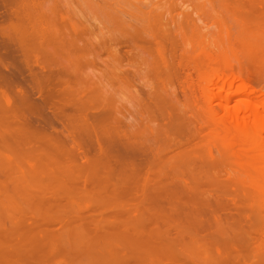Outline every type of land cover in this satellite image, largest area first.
I'll use <instances>...</instances> for the list:
<instances>
[{"label": "bare ground", "instance_id": "6f19581e", "mask_svg": "<svg viewBox=\"0 0 264 264\" xmlns=\"http://www.w3.org/2000/svg\"><path fill=\"white\" fill-rule=\"evenodd\" d=\"M225 1H226L225 5H228L227 4L228 1L227 0H225ZM241 2L242 1L240 0V3ZM251 2H253V1H251ZM242 3H245V2H242ZM256 3L257 2H254L255 7H253L254 4L250 5V7L255 8V9L251 8L252 9L251 11H253V13L252 12L251 13H252V15L255 16L256 19H254V16H253V18H250V17H252V15H248L247 13H246L247 15L244 16V14H243V16H242L241 15L242 13L239 11L241 13L240 16L245 17V19L244 18L242 19V17L239 18V16H237L238 18L235 17V20L241 19L240 23H242L243 21H244L243 22L244 24L246 23V26H245L246 30H244V28H243L241 33L245 32V31H246V33L248 31H252L251 33L249 32L250 36H252V34L254 33V35H255L254 39H256V36H257V39H259V38L261 39L262 34L264 35V26H263L264 25V7H263L264 5L262 6L258 2L262 7V8L261 7L258 8V6H257L258 3L257 4ZM230 4H232L231 1H230ZM235 5H237V4H234V2H233V6H235ZM0 6L2 7V11H3V12H1V9H0V264H48L49 260L53 259L54 257H56V258L60 257L61 260L64 262V264H171L172 261L173 262L179 261L178 256H179V258L181 257L182 259H184L185 256L182 257L183 254H181V256L179 254H177L178 250L182 249L183 241L185 242V239L183 238L184 235H180L182 233L177 234L176 232H177L178 227L177 228L174 227V230L176 229V231L174 232L173 235L171 234V236H169L170 235L169 229H171V228L173 229V227L171 225V226H168V228H167L166 224H168V223H167V221H165L166 219L159 214V210H161V206H160L159 202L154 203L153 201H157V199L161 198V200L163 202V199L168 197V196L165 197L164 194L167 193L166 195H168V188L170 187L169 185H172V187L169 188V192L171 190L173 192V189H174L173 186H175V181L178 183V181H177L178 179L177 178H176V180L174 179L177 175H175V177H174L173 174H176V172L178 173V171H181L183 169V167L184 168L186 167V165H187L186 168H188L189 163H186V165H185V164H183L184 163V161H183V163H181V166L177 167L174 163V159L171 162L168 161L170 163V167H171V165H172V167H173V165H175V168L171 167L170 172H171V174L172 173L173 174L168 175L170 178H166L168 176H165L163 174L165 172H163V171H161L162 172L161 174H163V175L160 174V171H159V174L157 173V176H156V171L153 172V174L155 173V176H152L153 174L149 175L150 172L148 173V172L144 171V169H146L145 167H147V169H146L147 171L149 170L148 168H154V169L156 167L160 168L161 162H159L157 160L159 158H161V156L159 154H161L162 151L159 150V154H158V152H155L159 149L158 147L155 151L153 150V148H150L148 150L149 147L144 146V143H143V142H145V140L142 141L143 144H141V145H143L144 147L141 146V148L146 147L147 152L151 151L152 154L150 153L151 157H149V160H147L148 157L145 158L146 157V155H145L144 158L146 159V161H145V163L143 161L144 165L141 164V160H140L141 157L140 158L137 157V158L133 159L134 161H132V163L130 162V160H131L130 159L129 160L130 164L128 163V161H127L128 164L123 162L121 160V158H123V153L120 151V153L122 154V156L120 155L121 158L119 157V153H118V155L116 154V152L118 150H121L120 145H122V143L119 141L121 144L118 146L119 138L118 139L116 138V140H117L116 142H117V146L120 148H117L116 146H115L116 147L115 148L114 146L111 147L110 141L107 143L106 138H110V136L107 137L108 135H106L105 136L106 138L105 137L103 138V136H102L106 133L109 134V132H111V130H112V127L113 128L117 127V126H115L117 124L116 123L114 124V122L111 120L112 127H111V125H108L111 127V128H109L111 130H109V132H108V128H107V130L105 129L107 127L106 126L107 123L104 122V119L107 122H110L106 118H107V116H109V113L112 114V111H110L109 113L107 112V114H105L104 112L106 110L103 109L104 111L103 112L101 111L102 112L101 115H99L101 112L100 113L98 112L99 114H97V113L95 114V112L93 113V115H95L94 117L98 116L97 119L92 118L93 116L89 117V116H91L89 111L87 113L85 111L83 112V110H85V106L87 107L88 102L85 103L86 101L84 102V100L80 99V97L77 96V93L76 94L74 93V92H76L77 89L79 90V87L73 88V90L76 89L75 91H73L72 87L70 86L71 85L70 81L72 82L73 81L72 79H75L74 77H76L77 76L76 74H78L77 72L73 73V72L77 71V70H75L76 66L74 67L73 64L74 65H76L75 63L80 64L81 60H79V61L77 60L78 62L74 61L75 63L73 61H70L72 63H70V65L67 64L68 66H66V67H68V68L74 67L73 70H75V71L72 70L73 72L70 71L71 68H70V70H68V68L66 69V67H65L66 61H60L61 57L65 56L64 55L65 51H66L67 55H70L72 53V55H70V56L75 57L73 55H76V57H78L77 55H80V53L82 52V51H80V50H82V48L78 47L81 45L77 44L78 45L77 46L75 43V45L77 47L75 46V48L72 49L71 46L73 45V43L76 40L75 41L73 40L74 42H70L72 44V45L70 44L71 45L70 48L73 51H70V54H69V50H68L69 44L65 45L63 42L58 43L62 39L61 38L62 36H63V40H64V35L66 34V32L64 34V31L61 30V27H65V25H63L62 22L60 23V25L62 24L63 26L59 27L58 25H56V26H58L56 28H59L61 30V32L63 31V34H64L63 35L60 31L59 32L57 31L58 29L56 30V28L54 27L55 23L58 21H56V20L54 21L52 18H50L49 14L47 12L48 11L47 6H46L47 9L44 8L40 0H0ZM246 6L244 8H247ZM230 7H231V5H230ZM230 7H227V8L229 9ZM241 8L242 7H240V9ZM231 9H233V8H231ZM238 9H235V10H238ZM49 11H50V9H49ZM229 12H230V9H229ZM234 12H236V11H234ZM230 13L233 14L232 10ZM55 14H57V12ZM233 16H236V14H233L231 17H233ZM247 16H249V17H247ZM55 17L57 18L56 15H55ZM229 17L230 16H228V18ZM247 18L251 21H249ZM253 19L255 21L254 23L252 22ZM148 20L146 22L149 23L150 20L149 21ZM75 21L77 22V20H75ZM231 22L234 24L235 21H231ZM247 22L250 23L251 25H249ZM57 24H59V23H57ZM237 24L239 25L238 22H237ZM247 25H248V27H247ZM252 26L254 27V29ZM146 27L149 28L150 26H146ZM146 27H144L143 29L147 30L148 28H146ZM50 28L52 29V31ZM53 28H55V29H53ZM142 28H140V30H143ZM47 29L49 32L47 31ZM121 29H122V27H121ZM148 30L152 34L151 29H148ZM253 30H254V32H253ZM261 30H263V31H261ZM125 31H127V30H125ZM256 31H258L257 32L258 35H256ZM144 32H146V31H144ZM155 32H156V30H155ZM259 32L260 33L262 32V34H260ZM58 33H59V35L61 34L60 38H59ZM70 33L71 32L69 29V32L67 33L68 37L70 35H73L72 33L71 34ZM148 33H146V34H148ZM150 33L147 36H150ZM163 33H165V32H163ZM80 34L81 33L79 31V34H75L73 36H76V38H77V36ZM85 35H86V33H85ZM229 35H230V33H229ZM236 35H238L237 37H239L240 34H236ZM243 35H244V40H245L246 36H245V34H243ZM243 35H240V36H243ZM247 37H249V36H247ZM69 38H71V37H69ZM65 39H66V35H65ZM73 39H74V37H73ZM137 39H138V37H137ZM246 39H249V38H246ZM262 39H264L263 36H262ZM55 40H59V41L54 42ZM70 40H72V39H70ZM78 40H80V39H78ZM160 40H162V39L160 38ZM67 41L68 40H65L66 43H67ZM86 42H85V44H86ZM236 42H235V44L239 43V42H237V43ZM68 43H69V41H68ZM242 43H244V41H242ZM246 43H248V41ZM254 43H256V41ZM257 43L256 44L260 45V46L262 44H264V42L262 40H261V42L259 41ZM60 44H64V45H60ZM85 44H84V46H86ZM161 44L164 45L163 42H161ZM49 45H50V47H49ZM169 45L171 46V44H169ZM165 46H164V48H165ZM231 46H233L232 43H231ZM236 46H240V44L239 45L237 44ZM240 47H238V48H240ZM171 48H173V47L171 46ZM260 48L262 49V46ZM87 49L90 50L89 51V54H90L92 49H89V48H87ZM233 49H235L237 51V49L235 47ZM233 49H231V52ZM77 50L79 51V54H76ZM153 50H154V47H153ZM62 51H64V52H62ZM251 51H254V50L252 49ZM74 52H76V53L74 54ZM86 52H87V50H86ZM167 52H168V49H167ZM170 52L171 51H169L168 54ZM173 52H175V51L171 52L172 55H173ZM60 53H61L60 58H57V57H59ZM234 53H231V55L236 54V53L235 54ZM252 53H255L256 56H254L255 54L250 53L251 55H249V56L251 57V59L253 56L257 57L258 55H260V53L258 51H255ZM257 53H258V55H257ZM82 54H84V56H85V52H82L81 55ZM240 54H239V56H241ZM56 55H58V56L55 57ZM149 55H150V53H149ZM164 55H166V54H164ZM6 56H9L10 58H12V60H16L17 62L19 61L20 63L22 60H24V62L23 61L22 62H23V64H25V67H24V65L23 66L18 65V66H15L13 68H10V65L8 66V63H6V64L4 62L1 63V61H2L1 58L2 57L5 58ZM168 56H171V55H168ZM181 56H183V55H181ZM246 56H247V54H246ZM260 56H259V59L260 58L262 59V57L264 58V55H262V57H260ZM237 57H236V59H237ZM53 58L57 59L56 63L54 62ZM62 58L64 59V57H62ZM65 58H66V56H65ZM222 58H224V56ZM222 58H219V59L221 60ZM232 58H233V56H232ZM178 59H177V61H180ZM238 59H241V57ZM220 60H218V61H220ZM245 60H246V58H245ZM245 60H244V64H245ZM11 61H10V63H11ZM57 61H60L62 63L57 64ZM225 61L226 60H224V59L222 60L223 63ZM228 61H226L227 63L226 62L225 63L228 64ZM231 61H232V63L236 62V60H234V62H233V60H231ZM231 61H229V62H231ZM252 61H254V58ZM63 62L65 64L64 66H63ZM158 62H160L159 59H158ZM166 62H167V59H166ZM257 62H259V61L257 60ZM169 63L167 62L168 65H169ZM223 63L220 62L219 66H221V64H222L220 69L223 67V70H224L227 68L226 67L227 65L226 66H225V64L223 65ZM157 64L158 63H156V65ZM175 64H177V63H175ZM241 64H243V63H241ZM263 65L264 64H262V66ZM216 66H218V65H216ZM230 66H231V64H230ZM262 66H260V68ZM200 67H202V66H200ZM209 67H211V66L209 65ZM243 67L244 68H241V70L243 69V71H244L246 66H243ZM161 68H159V69L161 70ZM23 69H26V71H27V73H26L28 75L27 78H25L22 75ZM155 69L153 70V72H156ZM159 69H158V72L160 71ZM212 69L213 68H211V70ZM220 69L218 71H220ZM226 70H225V72H226ZM231 70H233V69H231ZM68 71H70L72 73H69ZM218 71H216V72L218 73ZM245 71H247V70H245ZM24 72H25V70H24ZM220 72H222V70ZM248 72H249V69H248L245 77H244L245 72L244 73L242 71L238 72L237 70L235 72L233 71L231 73L230 72L225 73L224 75L222 73H221L222 75L216 73V75L214 74L215 76L213 78H210L208 80V83L206 82L207 83L206 86L208 87V84L210 85L209 87H211L212 89H210L208 87L209 90H213V88H216L215 89L216 92H214L212 94V97L215 96V98H213V99H217V97H218V106L220 109L224 110V112L226 113V115H224V116H226L225 118H222V116H221L220 119H217L216 122H214L217 125V126L214 125L215 129H217V133L219 132V134L222 135L220 137V139L222 138V140L219 139V142H221L223 144L224 142H226L227 139L229 140L232 137L233 141L232 142L230 141L227 143H233V146L235 145V147L238 149V151H240L239 150L240 148L245 153L247 150H249V155L244 154V156L251 157L252 161L251 160L250 161L254 163L255 167H257L260 165H264V95H263V93L261 94V92L258 93L259 92L258 89L254 90V87L255 86L257 87L258 85H257V83H255L253 81V79L250 80L251 77L249 76L250 77L249 78L247 76V74H250ZM254 72H256V70ZM162 73H164V72H162ZM223 73H224V71H223ZM70 74H72V75L75 74L76 76L73 75V77L70 80L69 79L71 77V76L69 77ZM156 74H157V72H156ZM167 74H168V72H167ZM167 74H166V76H167ZM20 75H21V77H19ZM157 75H159V74H157ZM244 78L246 79V81ZM253 82L255 83V86H253V84H251ZM73 84H75V80H74ZM258 84H260V83L258 82ZM259 87H261V86H259ZM204 88H206V87L203 85V88H201L200 90H202ZM90 89L91 88L88 89L89 92H91ZM206 89H205V91H206ZM259 89H260V91L262 90V88H259ZM84 91H82V92H84ZM202 91H204V90H202ZM254 91H256V92H254ZM262 92H263V90H262ZM74 94L77 97H75ZM78 95H79V93H78ZM82 97H85V96H82ZM76 100H77V102H78V100L80 103L82 102V108L84 106L83 110L82 109L79 110L81 108V106H80L81 104L76 103ZM90 100H91V98H90ZM93 100H94V102L96 101L94 98H93ZM92 101H89L90 104L92 103ZM209 101H210V99H209ZM83 102L86 105H84ZM96 102L98 103V101H96ZM77 105H79V108L77 107ZM155 105H157V104H155ZM97 106H99V105L97 104ZM103 106H102V108H103ZM110 107H111V105H110ZM157 107H158V105H157ZM77 108H78L80 113L78 112ZM98 108H99V111L102 110V108H100V107H98ZM163 109H164V107H163ZM88 110H89V108H88ZM95 110H98V109H95ZM81 111H82V114H81ZM77 113H79V114H77ZM88 113H89V115H88ZM157 113L159 115V113H161V112L159 111ZM75 115H77V116L79 115L78 116L79 119L77 118L76 119L77 121L75 122L76 123L75 126L80 127V128L77 127L76 128L77 130L74 129L75 126H73ZM81 115H82V117L85 115H88L87 117L85 116L86 118L85 117L84 118L88 119V117H89L90 124H91L90 129H89L90 124H88L89 126L87 125V123H89L88 122L89 119L85 121V119L84 120L82 119ZM216 116L217 115H214V118ZM100 117L104 118V119H101V123H103V124H101V123L99 124L100 120H98V119H100ZM174 118H173L174 123L172 122L173 125H175V122H176L175 120H177ZM52 119L60 122V125H62L61 126L62 129L57 130L53 125L54 123H53ZM109 119H111V115H110ZM112 119H113V116H112ZM178 119L181 120L180 117ZM204 119L205 118H202L201 120L204 121ZM78 120H79V123H77ZM80 120H81V122L83 121L82 126H80ZM171 120L172 119H170L169 121H171ZM182 120H184V118ZM201 120H200V123H202ZM93 121H94V123L99 124V126H96L94 123H92ZM213 121H215V120H213ZM85 122H87V123L85 124ZM115 122H116V118H115ZM161 122H162V120H161ZM177 122H178V124L181 123V122H179V120ZM184 122H185V125H186V123L189 125L192 124V123H189L190 121H188V122L184 121ZM196 122L199 123V120H197ZM211 122H210V124H211ZM204 123H206V119H205ZM204 123H203V125H204ZM92 124H94V127L92 126ZM83 125L85 126L84 127L85 129H86V126H88V128L86 129V131H88V129H89L88 135L86 134L87 137H85V134H82V133H87L86 131L83 130L84 129V128H82ZM100 125H105L104 126L105 128H103V127H102V129L99 128ZM183 125H184V123H183ZM185 125H184V127H185ZM196 125H197V123H196ZM162 127H163V125L160 126L161 131H162ZM203 127H205V126H203ZM81 128L84 132L81 131ZM115 128L112 130V132L110 134L113 133ZM118 128H119V125H118ZM172 128H173V126H172ZM205 128H207V126ZM78 129H80L79 130L80 135L78 134ZM96 129H98V130H96ZM100 129L102 130L103 133H101ZM190 129L191 128H189V130ZM197 129H198V127H197ZM91 130H93V131H91ZM183 130H184V128H183ZM75 131L77 132V134L75 133ZM97 131H98V133H100L102 135L97 134ZM164 131H165L164 133L167 132L166 130H164ZM92 132H94V135H92ZM121 132L124 133L125 131L121 130ZM121 132L119 133L118 136L121 135ZM195 132L197 133L196 130H195ZM208 132H209V130H208ZM126 133H127L126 135L128 136L127 138L131 139L132 136L129 137V133L131 134V132H129V131L127 132V130H126ZM156 133L157 132H155V134ZM162 133H161V135H162ZM90 134L95 138L94 139L95 141L91 140L92 138H91ZM132 134H133V132H132ZM136 134H138V132H136ZM155 134H154V137L156 138L157 134L156 135ZM169 134H170V132H169ZM186 134H189V136L188 135L187 136L190 137L189 132L188 133L186 132ZM81 135L82 136L84 135L86 140ZM126 135H125V137H126ZM80 136H81V138L79 141L78 139ZM118 136L116 134V137H118ZM159 136H160V134L158 135V137ZM227 136H228V138H227ZM229 136H230V138H229ZM88 137L91 141H89L87 139ZM133 137H132V140H134L135 138L136 139L134 142L133 141L132 142L136 143V144L138 143L137 141H139V143H140V137H141V140L144 139L141 136V134L139 136H137V137H139V139H137L136 136H135V138H133ZM167 137L168 136L166 135L165 139ZM209 137L211 138V134ZM209 137H208V139H209ZM157 138H156V140H157ZM192 138H194V137H192ZM215 138L217 140V134H216ZM223 138H226V139L224 140ZM103 139H105L104 141H106L105 146L103 145V143H104ZM186 139L189 141L190 138L186 137ZM84 140H85V142H84ZM160 140H161V138H160ZM223 140H224V142H223ZM88 141H89V143H88ZM121 141H122V139H121ZM128 141H129V139H128ZM177 141H178V139H177ZM206 141H207V138H206ZM111 142L113 143L112 139H111ZM132 142L130 141L131 144H133ZM167 142L169 143L170 141H166V143H163V141H162V146L164 147V148L163 147L162 148H163V150L166 149L165 151L168 152V150H167L168 149V146H167L168 143ZM210 142H211V140H210ZM216 142L218 144V140ZM86 143L88 145L91 144L92 147L91 146L88 147L86 145ZM93 143H95L96 146ZM126 143L123 144L125 146L122 147V151L125 153L126 150H124V149H127L129 147L130 148V151H129L130 155L129 156H131V157L135 156V155L138 156L137 154H139V152L146 154V149H143L144 152L141 148H140L141 151L140 150L137 151L136 150L137 149L136 144L132 145L135 147L134 153L136 151V154L135 155H133L134 153L131 154V151H133L132 149H134V148L129 143H128V145ZM160 143H161V141L158 142V144H160ZM165 144H166V148L164 146ZM180 144H182V143L178 142L179 146H180ZM195 144L193 143V145H195ZM210 144L207 143V146H203L201 144L204 147V149H203L204 152H201L203 157L200 156L201 155L200 151L202 149H200L199 146H197V149L199 148L198 151L200 154H198L197 150L195 149L196 153L195 152L194 153L196 154V157H195V154H193V152H192L191 157H193V159L195 157V159L198 160L199 162L201 161V158H203L204 161L202 160V162L206 163L209 160V157L206 156V154L209 155L210 152L212 151V149L214 147L216 148V146H217L216 144H214V141H213V144H211V147L208 146ZM82 145H84V147ZM85 145L87 148L85 147ZM174 145H173V147H174ZM178 145H175V148L171 147L172 145L169 146V151L171 152V150L176 149V151H179V153L177 152L176 154H179V156L181 154H183V158H184L186 156V155H184V154H186V152L181 153V151H183V149H185L186 147H187V149H185V151L189 150L190 147L188 148V146L192 145L191 140L187 144L185 143L186 147H184V148L181 146L179 149ZM218 145H220L219 147L223 148V150H222L223 155L220 153L218 155L219 157L221 155V157L223 159V160L222 159L220 160V158H219L220 162L225 161L227 163V165L229 163L231 165V161L232 162L238 161V160H229L228 161L227 158L231 159V158L235 157V156L232 157V154H234L233 153L234 151H232V153H230L231 150L230 151L228 150L231 147L229 144H227L228 146H230V147H228V149H227V147H222L223 145L221 146V144H218ZM139 146H140V144H138V148H139ZM155 146H156V144H155ZM158 146H161V144ZM177 146H178V149H177ZM238 146H239V148H238ZM234 148L232 150H234ZM236 148H235V150H236L235 152L238 154ZM128 149H127V151H128ZM193 149L194 148H190L191 151H193ZM205 149H206V151H205ZM227 150L229 152L226 155ZM225 151H226V153H225ZM114 152H115V154H114ZM167 152H164V153L166 154ZM205 152H206V154H205ZM188 153H189V151L187 152V154ZM236 153H235V155L237 156ZM241 153H243V152L241 151ZM247 153H248V151H247ZM148 154H147V156H150ZM169 154H171V153H168V155ZM125 155L126 154H124V156ZM152 155L155 157L159 155L156 159H155V157L153 158V159H155L154 161L151 160L152 161L151 165L153 164L155 166L150 165V159L152 158ZM168 155L165 156V159H167L169 157ZM204 155L206 158L204 157ZM228 155H231V157L230 156L228 157ZM244 156H242V157H244ZM180 157H182V155ZM212 157H213V155H212ZM215 157L216 156L213 157L214 160H215ZM189 158H190V155H189ZM235 158H237V157H235ZM161 159H162L161 161L163 162V158H161ZM190 159L188 161H190ZM213 159H212V162H211V160H209L210 163H209V161L207 162L208 165H207V163L203 164L201 162H200V164L202 166L206 165V167L204 166V169H209V167H211V169H212L213 165H214ZM178 160L181 162L180 158H178ZM148 161H149V163H148ZM175 161L177 163V159ZM194 161L195 160L191 161L190 164L191 163L195 164ZM216 161H218L217 158L215 160V163H216ZM158 162H159L160 166H159ZM166 162L167 161H164V164ZM220 162H218V163L221 164ZM164 164H163V167L161 166V168L165 167L166 164L165 165ZM182 164H183V166H182ZM209 164H210V166H209ZM147 165H149V167ZM221 165H223V163ZM221 165L220 166L216 165V166H217V168H220V167L222 168ZM252 165H251V169H255V167L253 168ZM202 166H201V168H202ZM224 166H225L224 169H220V170L218 169V171L220 173V175L217 176L218 181H219V177H221L223 175V174H221L222 170L226 169V171L227 170L229 171L228 173H230V171L232 170V167H230L229 165H228V168H226L227 167L226 164H224L223 167ZM232 166H233V163H232ZM167 167L169 170L168 164L166 166V169H167ZM142 168H143V171L147 173V175L143 173V175H146V176L144 178L142 176V179L140 180L139 174H141ZM161 168H160V170H161ZM172 169H174V171H172ZM157 170H158V168H157ZM163 170L165 171V169H163ZM203 170H201V171L203 172ZM201 171H200V174H201ZM209 171L211 172V170H209ZM170 172H169V174H170ZM166 173H167V171H166ZM204 173H202L201 175L196 174L197 177L199 176L200 179H201L202 175L203 176L206 175L205 176L206 178L204 177L203 179H201V181L204 180V181H202V183L204 182L205 184L203 183V185H202L199 183V185H198L199 188H201V187L204 188V186H206V188L208 190L207 184L210 183V181L208 183L205 182V181H208V179H210V180L213 179L212 182L210 184H208L209 189L212 187L214 188V186H213L214 184H215V186H217L214 188L215 191L216 190L218 191V189H220L221 186H219V183H221V185L223 186V184H222L223 179H222V181L220 180L218 183L216 181L217 178L211 177L213 175L210 176V173L208 174V172H206L204 175ZM213 173L215 174L216 172H213ZM223 173L225 174L226 172L223 171ZM239 173L241 175V172H239ZM255 173H256V171L253 173L251 172L250 174L248 172L247 173L244 172L245 175H243V179H242V176H240L241 177L240 178L237 174H234L235 178L234 177L232 178L233 175L231 174L230 175L231 181H232V179H233V181H234V179H236L235 180L236 182L232 181V183L229 182V180L227 179V178L230 179L229 175L227 177V174H225L226 175L225 180H227L226 182L224 181L225 186L227 188V190L225 189L226 193H227L228 189L230 190V188L227 187V184L229 187H235V185L238 184L234 189L232 188L233 190H231V191L236 192V190H237V193H238V191H239L238 189H240V191L242 193L244 192L243 196H250V197H251V195L255 196V194H254L255 192H253L252 190L250 192V195L247 194L248 190H246V189H248V186L252 187L251 184H253V189L255 187H256V189H258V187H259L261 189V191L264 192V188H263L264 187V183H263L264 177H262V179L260 180L259 177L257 176V173L256 174ZM207 174H208V176H207ZM158 175H160L161 177L165 176V178H163L164 182L166 181L168 183V186L167 185L165 186L164 191H163L162 186L167 184V183H162V180H161L162 185H160L161 186V188H160V186H158V185L160 183L159 179L161 177H159V179H158ZM246 175H247V178H246ZM172 176L174 178H173V180L170 181V179H172ZM134 177L136 180H134ZM256 177H257V179H256ZM223 178H224V176H223ZM183 180H185L187 183L189 182L186 179L180 178L179 184L181 183L184 186H180L181 184L179 185L176 183L177 184L176 187H177V189L180 188V192H178L179 190L177 191V189L174 190V192H177V195H176V193L173 192V193H171V195H169V198L172 196V194L174 195V198H177V197H179V193H180V195L184 196V194H182V193L185 192L186 197L185 196L184 197L186 199H188V201H186L187 202L186 205L185 204L183 205L184 208L182 207V209L185 210V206H187L186 209H188V207H190L189 200H192L191 199L192 197L197 198L194 196H192L190 198V196L187 195L188 191L192 192L193 188H195V186L197 187V185L193 186L197 182V179H196V182L194 181L195 180L194 179L192 183L189 182V185L188 184L186 185L187 188L189 186L188 191L186 189V186H185V183ZM214 180L217 184L215 182L213 183ZM257 180L258 181L260 180L259 181L260 184H258ZM157 181H159V182H157ZM173 181H174V184H173ZM247 181H248V184H246V186L247 185L248 186L246 187V189H244V186H245L244 183H246ZM198 182H199V180H198ZM240 182H241V184H240ZM190 184L192 185V187L190 186ZM139 186L141 189L139 188ZM238 186H240L241 188ZM261 186H262V188H261ZM181 187L183 189H186V190H183V192H181L182 191ZM149 188L151 190V192L149 190L150 194L153 195L152 197L147 195ZM223 188H224V186H223ZM223 188H222V190H223ZM152 189H154V192L152 191ZM155 189H156V192H155ZM240 191H239V193H241ZM160 192L162 195L159 194ZM208 192H209V190H208ZM212 192H213V189H212ZM157 193L160 195V197L157 195ZM245 193H246V195H245ZM154 194L157 195L156 198H155ZM194 194H195V192H194ZM209 194H211V192L208 193V196H210ZM215 194L217 195V198H216V196L215 197L213 196V198H216V200H217L219 197V200H220V195H218L216 192H215ZM227 194L229 195V192ZM175 195L177 197H175ZM162 196L164 198H162ZM230 196L231 195H229V197ZM243 196H241V197L238 196V197L242 198V200L244 198L245 202L240 201V198H239V201L235 199L237 202H239V206H240V202L246 203V199H248V197H246V199H245V197H243ZM221 197L224 198L223 195ZM250 197H249V202L253 201V203H254L256 201V198H254L255 200H253V198H251L252 201H250ZM180 198H182V197L180 196ZM180 198H178V199H180ZM200 198L202 199V197H200ZM209 198L211 199L212 195ZM233 198H232V196L230 198V202H232V203H229V200L227 201V199H226L225 201L228 202V204L227 203L226 204L228 206H229V204L230 205L233 204L234 205L233 207H238V205H237L238 203L237 202L235 203V200ZM149 199H151V200H149ZM171 199H172V197H171ZM167 200L169 201L168 198H167ZM202 200H204V198ZM216 200H215V202L211 201V204H213L212 202L216 203ZM208 201H210V200L208 199L207 202ZM225 201H224V203H225ZM162 202H161V205H162ZM197 202H198V204L196 203V205H199L198 199H197ZM247 202H248V200H247ZM203 203L205 204L204 201H203ZM253 203L251 204L252 212L250 211V206L248 204H247V206H248L249 212H248L247 208H245L246 206H244V205H242V207L244 208V210L246 209L247 211L245 210V212H244L243 210H241V211H243L241 213L240 210H238L240 213L241 219L242 218L244 219V217H242V215H241L243 213H245V214L250 213V217H251V213L253 215V213H254L253 211H256L255 209H257L255 207V205H253ZM154 204H156L157 207L154 206ZM163 204H165V203H163ZM200 206L202 207L201 204H200ZM209 206H210V202H209ZM216 206H219V205H216ZM228 206H226L224 209V210H226L227 213H225V212L224 213L222 212V213L225 214L226 216L227 215L229 216V214L231 216V210H229L228 208H230V209H232V208L230 206L229 207ZM261 206L264 208V204H262V202L260 201L258 203V207L261 208ZM155 207H156V209H155ZM211 207H212V205H211ZM213 207H215V206L213 205ZM223 207L221 205V209H223ZM195 208L197 209V207H195ZM153 209H154V212H152ZM182 209H181V211H183ZM190 209H188V213H187V210H185L186 211L185 213H186V215H188V218L190 217L189 215H191V216L195 215V213L193 214V212H192V214L190 213L191 212V211H189ZM203 209H204V207H203ZM155 210H156V212H155ZM181 211L179 213H181ZM220 211L217 210L218 213H220ZM257 211L260 212L261 210L259 211V208H258ZM183 212H182V215H183ZM210 212H209V214H210ZM215 212H213L214 218L216 216ZM205 213H206L205 215L207 216L208 213L206 211H205ZM202 214H203V212H201V214H199V215H201V218L203 219V217H205V216H202ZM234 214L235 213L233 212L232 215H234ZM236 214L233 217H230V219L228 218L229 220L227 219V217L226 218L224 217V219H226L227 221H230V220L233 221L232 225L230 224L228 226V224H227V227L225 225H221V223H219L221 226L220 225L218 226V224H216V223L213 226L209 225L210 228L212 227V230L214 229L211 232L209 231V233L212 234L214 232L212 234L213 237L215 235L218 237L221 236V237H219L222 239L221 242L219 241L220 240L219 238L218 239H216V237L213 238L209 233H207L208 228L204 227V226H206L205 221L203 223V220H200V221L198 220L199 222H198V224H196V226H197L196 231L198 232L196 234H199L200 237H201V235H203L205 237L206 234H204V230H205L204 228H207V232L206 231L205 232L207 234H209L214 240H216V241H213V244H211L209 242L210 241L209 238L204 239V237L203 238L201 237L202 240L199 237L196 238L197 240L200 239L199 243H202V244L205 243V240H207L209 242V243L206 242L205 244L206 245L209 244L210 247L208 245L207 248L205 247V249L204 248L203 249L206 250V252L207 251L210 252V249H208V248H211V250H212L211 252L214 255V264H218V262H219V264H221L222 260H224L225 262H228V260H230V261L233 260V261H235V263H238L237 260H234L231 257V256H233L234 250L232 248H231L232 252H229V251H231L230 249H229V251L227 250V247L229 246L228 242H230V243L232 242V245H233V241L235 240V238H233L234 235H232V240L230 238L231 236L229 237L230 238L229 240H228V236H225L226 239H224L223 236L225 234L228 235L229 232L231 235L232 232L229 231L230 227H231V230H233L234 228L236 229V225L238 223L237 226L241 229L240 226L245 225L246 222L249 220H250V222L249 223L247 222V223L250 224L251 229L254 226L253 227L254 229H252V230L255 231L254 234H256V235L258 234V235L254 236L253 234H250V233H252V230L251 231L246 230L247 232L244 230L243 233L241 230V234L247 233V235H248V232H249V234L251 236L249 238H247L246 236L244 237V236H241L239 234L238 235V237L240 236L239 239L240 238H242V239L241 240L237 239L236 240L237 248H236V246H233V248L234 249L236 248V250L238 252V250L240 248H242L241 245L242 244L244 245V240H245L244 238H247L248 239L247 241L250 242L251 237H255L253 240L255 243L254 247L256 245H258L257 246L258 253H257V249H255L254 247H253L252 253L255 251L256 254L260 257L261 255H260L259 248H261L262 246H263L262 252H264V239H263L264 230L260 228V224L264 225V220H262V218H261L260 224H258L259 219H258V222L255 220V222L253 221L254 224L251 225L252 221L248 215L247 217H249V218L245 219L246 222L243 224L242 222H240L242 220L238 219V218H240L239 214H237L238 218H237ZM256 214H257V212L255 213V215ZM210 217L211 216H209V218ZM218 217L219 216L217 215L216 216L217 219H215V220H218ZM162 218H163V220H162ZM188 218L186 217V219H188ZM196 218H197V216H196ZM199 218H200V216H199ZM206 218H208V217H206ZM234 218H236V219H234ZM221 219H222V217L219 218V221ZM161 220H162V223H161ZM234 220H236V225H235ZM164 221H165V223H164ZM239 222H240V226H239ZM256 222H257V224H256ZM227 223H229V222H227ZM233 223H234V228H233ZM163 224H165V226ZM202 224H204V226ZM206 224H208V223H206ZM248 224H246V226H247L246 228H248ZM200 225H202V227L200 228L201 230L199 229ZM162 226H163V228L161 229ZM255 226H256V228H255ZM258 226L260 229V233H256V231L259 230V229H257ZM225 227L227 229L229 227V230H228L229 232L227 231V229ZM210 228H209V230H210ZM217 229H218V233H216ZM222 229H226V230L223 231ZM163 230H166L165 234H164V232H162ZM219 230H221V231H219ZM234 231L235 230H233L234 234H238V233H235ZM238 231H239V229H238ZM261 231H263V236H262V240H261V243L263 241L262 244H260V239H261L260 234L262 233ZM224 232H226V233L223 235ZM219 233H221V235H219ZM188 234H190V233H187L186 235H188ZM171 237H173V238H171ZM256 238H258V239L256 240ZM223 239L225 241L228 240V242L226 241V243H228L227 245H225V241H223ZM201 241H204V242H201ZM247 241H245V244H247V243L249 244V242H247ZM240 242H241V244H240ZM223 244L225 245L224 246V249L226 248L225 250H223ZM259 244L261 245L260 247H259ZM211 245H212V247H211ZM232 245L229 246V248L232 247ZM213 246H214V248L218 254L213 252V250H214ZM238 246H240V248ZM252 246H253V244H252ZM252 246L250 245V247H252ZM245 248H247V247H244V249ZM226 250L228 251V256L231 259L227 256L226 252H225V254L223 253L224 255H222V257L224 256L225 259H221L222 252H224ZM262 252H261V254H262ZM238 253H240L241 257L243 256V254L240 251ZM247 253H248V256H247ZM247 253H244L243 257L247 256L249 258V253L251 254V252L248 251ZM253 254H255V253H253ZM253 254H252V256L254 257ZM256 254H255V256H256ZM218 257L221 260L218 261V259H219ZM186 258H187V256H186ZM260 259H261V262L264 264L263 258H260ZM260 259H259V262H260ZM184 260H186V259H184ZM188 260L189 259H187V263H190L191 260H189V262H188ZM168 261H170V263H168ZM173 262H172V264H174ZM225 262L223 263V261H222L223 264H225ZM231 262H229V263L231 264ZM246 262H247V259H246ZM248 262L252 263L251 258H250V261H248ZM179 263L180 262H176V264H179ZM229 263H227V264H229ZM250 263H248V264H250ZM184 264H186V263H184ZM191 264H193V263L191 262ZM232 264H234V263H232Z\"/></svg>", "mask_w": 264, "mask_h": 264}, {"label": "rangeland", "instance_id": "374dc122", "mask_svg": "<svg viewBox=\"0 0 264 264\" xmlns=\"http://www.w3.org/2000/svg\"><path fill=\"white\" fill-rule=\"evenodd\" d=\"M40 1H41V3H42V5H43L44 8H46V6H47V8H48V11L47 12H48L50 18H52L54 21L55 20L58 21L56 23L53 21L55 23V26H54L55 28L58 27V26L60 27V26L65 25V27H61V30L64 31V34L66 32V34H65L66 35V39H65V35L63 34V31L61 32V30L59 28H56V30L58 29L57 30L58 32L60 31L64 35V40H63V36H62L61 37L62 39L60 41L59 40H55L54 42L59 41L58 43H62L63 42L65 45L66 44H69L68 46L70 48V46L72 45L70 42H74L76 40L73 43V45L71 46V48L74 49L75 46L78 44V45H81V46H78V45L77 46L79 48H82V50H80L79 48L78 49L80 51H82V52H85V56H84V54L81 55V53H82L81 52L80 55H77L78 57H76V55H73L75 57H72V56H70V55H72V53L70 54V51H73V50L71 48H70L71 50L68 48L70 55H67L66 54V51H65L64 55L66 56V58H65V56H62V57H64L65 60L61 57L60 61H66V63H65L66 65L63 62V66L65 65V67H66V66H68L67 64L70 65V63H72L70 61H73L74 62V61H77V60L78 61L81 60L80 61V64L79 63L77 64L75 62L74 63L76 65L73 64L74 67L76 66L75 70H77V71L73 70L74 67H69V68L66 67V69L68 68V70H70V68H71L70 71H72V70L75 71V72L72 71L73 73H76V72L78 73V74H76L77 76L75 74H73L76 77H74L75 79H72L73 80L72 82L70 80L73 77V75L72 74L69 75V77L71 76L69 78L70 79L69 81H70V84H71L70 86L72 87V90H73V88L79 87V90L78 89L77 90L74 89L73 91L76 90V92H74V93L75 94L77 93V96H79L80 99L84 100V102L86 101L85 103L88 102V105H87V107L85 106V110H83L84 109V106L82 108V102L80 103L79 100H78V102L76 100V103L81 104L80 105L81 108L79 110L82 109L83 112L85 111L86 113L89 111V113L91 115L89 117H92L93 116L92 118H95V119H97L98 116L94 117L95 116V115H93L94 112H95V114L96 113L99 114L101 111L103 112L104 110H106L104 113L107 114V112L109 113L110 111H112V114L109 113V116L106 115L107 118L105 117L110 122H107L103 117H100V119H98V120H100L99 124L101 123V119H104V122L107 123V125H106L107 127L106 128L104 127L105 125H100L99 128L102 129V127H103L106 130L108 128V132H109V130H111L109 128L112 127V124H111V120H112L114 122V124L115 123L117 124V125H115L117 127L116 128L114 127L115 128L114 131L116 133L113 131V133H112L113 135L110 134L112 132V130L114 129L112 127V130H111V132H109V134L106 133V134L102 135V134L98 133V131H97V134L102 135L103 138L106 135H108L107 137L110 136V138H106V137L105 138L107 140V143L110 141L111 147H113V146L115 147L116 146L117 148H120L118 146L122 143V145H120L121 146V150H118L117 149L119 152L117 151L116 154L118 155V153H119V157H120V155L122 156V154L120 153V151L123 153V158L120 157L123 162L127 163V161H128V163H129V160L131 159L130 162L132 163V161H134L133 159H135L137 157L138 158L141 157L142 158V159L140 158L141 164L144 165V163L146 161L145 158L148 157L147 160H149V157H151V154H152L151 151L150 152L149 151L147 152L146 147H149L148 150L150 148H153L154 151L158 147L159 149L157 151H155V152H158V154H159V150H161L162 152L163 151L164 152H167V151H165L166 149L163 150L164 147L162 146V141H163V143H166V141H170L169 143L167 142L168 143L167 144V146H168V149H167L168 152L166 154L164 152L163 153L161 152V154H159L161 156V158H163V162L161 161L162 160L161 158H159L157 160V161L161 162L160 164H161L162 167H163L164 161H167L165 163L166 165L164 164L165 167L164 168H161V166H160V164L158 162L161 170H160L159 167H156L155 169L154 168H148L149 170L147 171L146 170L147 167H145L146 169H144V171H146L148 173L150 172L149 175H152L153 172L156 171V176H157V173L159 174V171H160V174L162 173L161 171H163V172H165L163 174L165 176H168V175H172L173 174V173L171 174V172H170L172 165L170 167V163H169L173 159H174V163H175V165L177 167L181 166V163H183V161H184L183 164H185V165H186V163H189L188 168H186L187 167V165H186V167H185L186 169L183 167V169L181 171H178V173L176 172V174H173L174 177H175V175H177L175 178L172 176V179H170V181L173 180V178L175 180H176V178L178 179L177 180L178 183L175 181V186H173L174 189L172 188L173 189V192H174V190L177 189L176 186H177V184H179V179L180 178L181 179L182 178L183 179H186L187 181H189L191 183L193 182L194 179H195L194 181L196 182V179H197V182L196 183L194 182L195 184L193 183L194 184L193 186L197 185V187H198L199 183L203 185L204 182L202 183V181H204V180L201 181V179H203L206 176L205 175L206 172H208V174L210 173V176L213 175L211 177L217 178V176L220 175L218 169L219 170L220 169H224L225 168V166L223 167L224 164H226V166H227L226 168H228V165L230 167H232V170L230 169L231 170L230 173H228L229 171L228 170L226 171V169L221 171V174H223V175L221 176L222 178L219 177V181L220 180L222 181V179H223V183L222 184H223L224 188L221 185V183H219L218 178L216 179V181L219 183V186H221L220 189H218V191L217 190L215 191V189H214L215 187H217V186H215V184L213 185L214 188L212 187V188L209 189V185L208 184H210L213 179H211V180L208 179V181H205L207 183L210 181V183L207 184L209 192H208L206 186H204V188H202L201 186H200L201 188H199V187L197 188L195 186V188H193L192 192H189L188 191L189 186H188V188L186 186L187 184L189 185V182L187 183L185 180H183L184 183H185L186 189L188 191L187 195L190 196V198L192 196L197 197V198H193L192 197L191 198L192 200H189L190 207H188V209H190V208L192 209V210L191 209L189 210V211H191L190 212L191 214H192V212H193V214L195 213V215H192V216L189 215L190 216L189 218H188V215H186V213H185L186 212L185 210H187V213H188V209H186L187 206H185V210L182 209L183 205L184 204L186 205V203H187L186 201H188V199L185 198L186 197L185 196V192H183V190H186V189H183L182 187H181V189H182L181 192H183L182 194H184L185 197L183 195H180V193H179V197H177L176 196L177 195V192H174V193H176L175 197H177V198H174V195L173 194L171 196L173 200L171 199V197L169 198V195H171V193H173L172 190L169 192V188L172 187V185H169L170 187L168 188V195H166L167 193L164 194L165 197L168 196L167 198L169 199V201L167 200V198L163 199V202H162L161 198L160 199H157V201H153L154 203H158L159 202V204L161 206V210H159V214L166 219L165 221H167V223H168V224H166L167 228H168V226H171V225L173 227V229L172 228L169 229L170 230V235L169 236H171V234L173 235L174 232L176 231V229L174 230V227H176V228L178 227L177 232H176L177 234L178 233L179 234L182 233L180 235H184L183 238L185 239V242L183 241V243H182L183 245L181 244L182 245V249H179L177 254H179L180 256H181V254H183L182 257L185 256L184 259H186V260L182 259L181 257L179 258V256H178V260L179 261H176V262H180L181 264H184V263L191 264V262L193 264H211V263L214 264V255L211 252L212 250H211V248H208V249H210V252L209 251L206 252V250H204V249H205V247L207 248L209 244L206 245L205 243L206 242L207 243L210 242L211 244H213V241H216L213 238L216 237V239H218L221 236L218 237V236L215 235L213 237L212 234L214 232L212 234L209 233V231L211 232V231L214 230V229L212 230V227L210 228L211 225L213 226V225H215V223L218 224V226L220 225L219 223H221V225H225L226 227H227V224H228V226L230 224L232 225V222L233 221H231V220L230 221H227L226 219H224V217L225 218L227 217V219L228 218L230 219V217H233L236 213L239 214V216H240V213H239L238 210H240L241 213L243 211L245 212V210H246V209L244 210V208L242 207V205L246 206L245 208H247V210L249 212V209H248V206H247V204H248L250 206V211L252 212L251 204L253 203V201H252L251 198H253V200H255L254 198H256V201L253 203V205H255V207L257 209L259 208V211L260 210L261 211L258 212L257 209H255L256 211H253L254 212L253 215L251 213V217H250V213H248V212H247L248 214L243 213L244 215L243 214H241V215H242V217H244V219L243 218L241 219V216H240V218H238V216L236 214L237 218L239 220H242L240 222H242L244 224L246 222L245 219H248L250 217V219L252 221L251 222V225L254 224L255 220L258 222V219H259V223L258 224H260L261 218H262V220H264L263 219L264 218V208L262 206H261V208L258 207V203L260 201L262 202V204H264V192H262L259 187H258V189H256V187H255L254 188L255 190H254L253 189V184H251L252 187L251 186L249 187L247 185L248 186V189H246V187H247L246 184H248V181L246 183H244L245 184L244 189L248 190L247 191V194H249V195H250V192L252 190L253 192H255L254 193L255 196L254 195L253 196L251 195V197L250 196H243L244 195V192L242 193L240 191V189H238V190L241 193H239V191L237 193V190L236 189H235L236 192H233L231 190H233L238 184H236L235 187H229L228 184L226 183L227 184V187L230 188V190L228 189L227 193L229 192V195H231L232 198L235 196L233 198L234 200L236 199V200L239 201V198L241 196L245 197V199H246V197H248V199H246V203L240 202V206H239V202H237L235 200V203L236 202L238 203L237 205H238L239 208L238 207H233L234 206L233 204L232 205L229 204V206L232 209L228 208L229 207L227 205L228 202H226L225 200L226 199H227V201L229 200V203H232V202H230L231 196L229 197V195L226 193L227 188L225 186L224 181L226 182L227 180H225L226 179V175L225 174H227V177H228V175L230 177V175L232 174L233 175L232 178L234 177V174H237L239 177L242 176V179H243V175H245L244 172L245 173L248 172L250 174L251 172L253 173V172L256 171L257 176L261 180L262 177H264V175H263L264 174V165H260V166L255 167L254 163L251 162L252 161L251 157L244 156V154H248L249 155V150H247L248 153H247L246 150H245L246 151V153H245L243 150H241V148L239 149L240 151H238V149L235 147V145L233 146V143H227V142H230V141L232 142L233 141L232 137L230 138V136H229L230 139L229 140L227 139L226 142H224V140L226 138H223L224 139L223 140V142H224L223 144L221 142H219V139H220V137L222 135H220L219 132L217 133V129H215V127H214V125L215 126H217V125L214 122H216L217 119H220L221 116H222V118H225L226 116H224V115H226V113L224 112V110H222V109L219 108V106H218V97H217V99H213V98H215V96L212 97V94L214 92H216V90H215L216 88H213V90H209V88L210 89H212V88L209 87L210 86L209 84H208V87L209 88L206 85L208 83V80L210 78H213L216 75V73H217L216 71H218L220 69V67L222 66V64H221V66H219V65H220V62L223 63L222 62L223 59L226 60V61L233 60V62H234V60H236V62H234V63H232V61L231 62L228 61V64H226L227 62L225 61L226 63L224 62L223 65L224 64H225V66L227 65L226 66L227 67L226 69L228 71L226 69L223 70V67H222L220 69V71L222 70V72L218 71L217 74H221L222 73L224 75L225 73H229V72L231 73V72H233V71L235 72L237 70L238 72L239 71H242L243 73L245 72L244 73L245 74L244 77H245L246 76V73H247V71L249 69V72L248 73H250V74H247V76L248 77L250 76L251 77L250 80L253 79V81L255 83H257V85H258L256 87L254 82L251 83V84H253V86H255L254 87V90L258 89L259 90L258 93L261 92V94L263 93V95H264V65L262 66V64H264V58L262 57V55H264V44L261 45L262 46V49L260 48L261 47L260 45H257L258 44L257 42H259V41L261 42V40L264 42V39H262V36L264 38V35L262 34V32L261 33L259 32L260 34H262L261 39L260 38H259L260 40L257 39V36H256V39H254V37H255L254 33L252 34V36L249 35L252 31H248L247 32L248 34L245 31V32H242L246 36L245 37V40H244V35L241 33V31H242L243 28H244V30H246L245 29L246 23L244 24L243 23L244 22L243 20H242L243 22L240 23L241 19H239V20L236 19L235 20V17L239 16V18H240V17L243 16V14H244V16L247 15V14L248 15H252L253 11H251L252 10L251 8L255 7L254 2H257V3L259 2L263 6L264 5V0H259V1L258 0H247L248 2L246 0H244V1L241 0L242 2H245L246 4L245 3H242V2H241L242 3L241 4L240 3V0H238L239 2L237 0H233V1L232 0H227L228 1V3H227L228 5L230 4V1H231V3H232V4H230L231 7H230V5L229 6L228 5H225V3H226L225 0H40ZM251 1H253V2H251ZM233 2H234V4H237L238 6L237 5H235L236 7L233 6ZM258 4H257V6H258V8H260L261 5L260 4L258 5ZM250 5H253V7H250ZM226 6L227 7H230L229 8L230 9V12L232 10L233 14H236V16L231 17L233 14L229 12V9ZM245 6L247 8H244ZM240 7H242V8L240 9ZM231 8H233V9H231ZM0 9H1V12H3L1 6H0ZM49 9H50V11H49ZM235 9H238V10H235ZM253 9H255V8H253ZM233 10L236 11V12H234ZM56 12H57V14H55ZM240 14L242 16H240ZM55 15L57 16V18L55 17ZM228 16H230V17L228 18ZM253 16L254 15H252V17H250V18H253ZM247 17H249V16H247ZM243 18L245 19V17H242V19ZM148 19L150 20L149 23L146 22ZM229 19L231 21H235L234 24ZM254 19H256L255 16H254ZM254 19L252 21L253 23L255 22ZM75 20H77V22ZM249 21H251V20H249ZM61 22H62L63 25L62 24L60 25ZM237 22L239 23V25L237 24ZM57 23H59V24H57ZM248 24L251 25L250 23H248ZM56 25H58V26H56ZM143 26L144 27L150 26L149 28L148 27H146V28L151 29L152 34L149 32L148 29L147 30L146 29L144 30L143 29L144 28ZM121 27H122V29H121ZM247 27H248V25H247ZM55 28H53V29H55ZM140 28H142L143 30H140ZM69 29H70V32L73 35L79 34V31H80L81 34L77 36V38L80 39V40H78L76 38V36H73V35H70L69 37H71V38H69L68 35H67V33L69 32ZM253 29H254V27H253ZM125 30H127V31H125ZM155 30H156V32H155ZM47 31H48V29H47ZM51 31H52V29H51ZM142 31L143 32L146 31V32H144L145 34ZM261 31H263V30H261ZM148 32L150 33V36L151 37L150 36H147L149 34ZM163 32H165V33H163ZM253 32H254V30H253ZM257 32L258 31H256V35H258ZM85 33H86V35H85ZM146 33H148V34H146ZM229 33H230V35H229ZM236 34H240V35H243V36H240L239 35V37H237L238 35H236ZM58 35H59V33H58ZM60 36H61V34L59 35V38H60ZM72 36L74 37V39H73ZM247 36H249V37H247ZM137 37H138V39H137ZM160 38L162 40H160ZM246 38H249V39H246ZM70 39H72V40H70ZM65 40H68L69 43H68V41L66 43ZM159 40L161 42H163L164 45H162ZM246 40L248 41V43H246L247 42ZM236 41L239 42V43H237ZM242 41H244V43H242ZM255 41H256L257 44L254 43ZM85 42H86V44H85ZM230 42L233 44V46H231V43ZM235 42L238 45L240 44L241 47L240 46H236L237 44H235ZM75 43H76V45H75ZM64 44H60V45H64ZM84 44L86 46H84ZM169 44H171V46L173 48H171V46ZM164 46H165V48H164ZM49 47H50V45H49ZM153 47H154V50H153ZM234 47L237 49V51L235 49H233ZM238 47H240V48H238ZM87 48L92 49L91 52H90V54H89V51L90 50H88ZM167 49H168V52L169 51H171V52L172 51H175V52H173V55L174 56L172 55L171 52H170L171 54L170 53L168 54ZM231 49H233L232 52H231ZM252 49L254 51H251ZM86 50H87V52H86ZM255 51H258L261 56L258 55V53H257V55H258L257 57L258 58L257 57H254V56H256V54L255 53H252V52H255ZM62 52H64V51H62ZM237 52L241 56H239V54ZM249 52L251 54H255L252 57V59L249 56V55H251ZM61 53H60L59 57H57L58 55H56L55 57L60 58ZM75 53L76 52H74V54ZM149 53H150V55H149ZM231 53H234L236 56L235 55H231ZM76 54H79V51L78 50H77V53ZM164 54H166V55H164ZM180 54L183 55V56H181ZM246 54H247V56H246ZM168 55H171V56H168ZM223 56H224V58H222ZM232 56H233V58H232ZM259 56L262 57V59L261 58L259 59ZM236 57H237V59H236ZM240 57H241V59H238ZM3 58L4 57L1 58V60H2L1 63L2 62H4L5 64L8 63V66L10 65V68H13V67L18 66V65H20V66H23L24 65V67H25V64H23L24 60H22L23 62L21 61V63L18 61L19 62L18 63L16 60H12V58H10L9 56H6L4 59ZM219 58H222V59L220 60ZM245 58H246V60H245ZM253 58H254V61H252ZM53 59H54V62L56 63V60L57 59L56 58H53ZM158 59L160 60V62H158ZM166 59H167V62L168 63L170 62L169 63L170 66L167 64ZM177 59L180 60V61H177ZM243 59L245 60V64H244V60ZM256 59L259 62H257ZM218 60H220V61H218ZM10 61H11V63H10ZM60 61H57V64H59V63L61 64L62 62H60ZM174 62L177 63V64H175ZM156 63H158V64L156 65ZM229 63L231 64L232 67L230 66ZM241 63H243V64H241ZM209 65L211 67H209ZM216 65H218V66H216ZM200 66H202V67H200ZM243 66H246L245 70H247V71H245V70L243 71V69L241 70V68H244ZM260 66H262V67L260 68ZM153 68L154 69L156 68L155 71L159 75H157L156 72H153V70H154ZM159 68H161V70ZM211 68H213L212 69L213 71L211 70ZM158 69L160 70L159 72H158ZM231 69H233V70H231ZM254 69L256 70V72H254L255 71ZM24 70H25V72H24ZM225 70H226V72H225ZM22 71H23L22 72V75L25 78H27L28 75L26 74L27 73L26 69H23ZM70 71H68V72L69 73H72ZM161 71L164 72L165 74L162 73ZM223 71H224V73H223ZM167 72H168V74H167ZM166 74H167L168 77L166 76ZM19 77H21V75ZM74 80H75V84H73ZM245 81H246V79H245ZM258 82L260 84H258ZM203 85L208 90L206 88L202 89L204 91L200 90L201 88H203ZM259 86H261V87H259ZM89 88H91L90 89L91 92L88 91ZM259 88H262L263 92H262V90L260 91ZM205 89H206V91H205ZM82 91H84V92H82ZM254 92H256V91H254ZM78 93H79V95H78ZM75 94H74V96H75ZM77 96H75V97H77ZM82 96H85V97H82ZM90 98H91V100H90ZM93 98L96 101H98V103L96 101H95L96 102L95 103L94 100H93ZM209 99H210V101H209ZM89 101H92V103L90 104ZM84 102H83V104L86 105ZM97 104L99 106H97ZM155 104H157L158 107ZM110 105H111V107H110ZM102 106H103V108H102ZM77 107L79 108V105H77ZM98 107L102 108V110L99 111V108ZM163 107H164V109H163ZM78 108H77V110H78ZM88 108H89V110H88ZM95 109H98V110H95ZM79 110H78V112H79ZM158 110L161 112V113H159V115L157 113V112H159ZM102 112L99 115H101ZM79 113H77V114H79ZM89 113H88V115H89ZM81 114H82V111H81ZM88 115H85V116L87 117ZM110 115H111V119H109ZM214 115H217V116L214 118ZM78 116L75 115L74 125L73 126H75V124H76L75 122L77 121L76 119L78 118ZM85 116L82 117V115H81V117H82L83 120L86 118ZM112 116H113V119H112ZM89 117H88V119H89ZM179 117L181 118V120L184 118V120H182L183 122L180 119H178ZM115 118H116V122H115ZM173 118L174 119H177V120H175L176 121L175 122V125L176 126L172 124V122L174 123ZM202 118H205L206 119V123H204L205 119H204V121L201 120ZM88 119H85V121L88 120ZM170 119H172V120L169 121ZM161 120H162V122H161ZM178 120H179V122H181V123H179L180 125L177 122ZM197 120H199V123L196 122ZM200 120L202 121V123H200ZM213 120H215V121H213ZM52 121L54 123V124L53 123L52 124L54 125V127L57 130L62 129V127H61L62 125H60V122H58L57 120L55 121L53 119H52ZM184 121H187V122L190 121L189 123H192V124L189 125V124L186 123V125H185V122ZM82 122L80 120V126H82ZM88 122L89 123L85 122V124L86 123H87V125L90 124V119H89ZM210 122H211V124H210ZM77 123H79V120H78ZM92 123H94V121ZM183 123H184L185 127H184ZM196 123H197V125H196ZM203 123H204V125H203ZM94 124L96 126H99V124H96V123H94ZM94 124H92L93 127H94ZM101 124H103V123H101ZM108 125H111V127L108 126ZM118 125H119V128H118ZM162 125H163V127H162V131H161L160 126H162ZM88 126H86V129L88 128ZM172 126H173V128H172ZM203 126H205V127L207 126V128H205ZM77 127H79V126H75L74 129H76ZM84 127L85 126L83 125L82 128H84ZM90 127H91V124L89 126V129H90ZM197 127H198V129H197ZM82 128H81V131L82 132L86 131L85 128L83 129L84 131L82 130ZM183 128H184V130H183ZM189 128H191L190 129L191 131L189 130ZM89 129H88V131H86L87 133H82V134H85V137H87L88 132H89ZM98 129H96V130H98ZM101 129H100V131H101V133H103ZM163 129L166 130L167 132L164 133L165 131ZM79 130L80 129H78V134L80 135ZM121 130H124L125 132L122 133ZM126 130H127V132L129 131V132H131V134L133 132V134H134V135L133 134L131 135L129 133V137L130 136H132V137L134 136L133 138H135V136L137 137V136H139L141 134V136L144 139L141 140V137H140V143H139V141H137L138 142L137 144L136 143H133L136 138L134 140H132V137H131V139L130 138H127L128 136L126 135L127 134L126 133ZM195 130L197 131V133L195 132ZM208 130H209V132H208ZM91 131H93V130H91ZM120 132H121V135L118 136ZM136 132H138V134H136ZM155 132H157L156 133L157 135L155 134ZM169 132H170V134H169ZM186 132L187 133L188 132L190 133V137H188L189 134H186ZM75 133L77 134L76 131H75ZM158 133L160 134L159 137L161 138V140L158 137V135H159ZM161 133H162V135H161ZM116 134H117L118 137H116ZM154 134L156 135V138L158 137L157 140L154 137ZM210 134H211V138L209 137ZM216 134H217L218 144H221V146L223 145L222 147H227V149H228V147L231 146L230 149H228V150L229 151L231 150L230 153H232V151H234L233 152L234 154H232V157L233 156L237 157V158L233 157L231 159L227 158L228 161L229 160H238V161H235V162L234 161L233 162L231 161V165H230L229 162H228L229 164L227 165V163L225 161L224 162L223 161H221V162L219 161V158L221 160L222 157H221V155H220V157L218 155H219V153L223 155V153H222L223 148L219 147L220 145L217 144V142H216L217 140L215 138ZM92 135H94V132H92ZM92 135H91V138H92L91 140L95 141L94 140L95 138ZM125 135H126V137H125ZM166 135L168 137L165 139ZM81 136L78 139L79 141H80ZM82 137H84V135ZM85 137H84V139H85ZM186 137L187 138H190L189 141L191 140V144L192 145H193V143L194 144L196 143L193 146L192 145H189L188 146V148L189 147L190 148H194L193 151H191L192 149L190 150V148H189L188 151H189V153L191 152L190 154L189 153L187 154L188 151H185V149H187V147L185 146V143L187 144L189 142L186 139ZM192 137H194V138H192ZM208 137H209V139H208ZM116 138L117 139L119 138V140H118V146H117V142H116L117 140H116ZM206 138H207V141H206ZM227 138H228V136H227ZM87 139L89 141H91L89 139V137ZM111 139H112V141H113L114 144L111 142ZM121 139H122V141H121ZM128 139H129V141H128ZM137 139H139V137H137ZM177 139H178V141H177ZM85 140H84V142H85ZM104 140L105 139H103V141ZM144 140H145V142H143V143H144V146H146V147L145 148H141V146H143V145H141V144H143L142 141H144ZM210 140H211V142H210ZM220 140H222V138ZM89 141H88V143H89ZM130 141L131 142L133 141L132 143L134 145L136 144V148H137L136 150L137 151L138 150L141 151V149L142 150L143 149H146V154L145 153H142V152L141 153L139 152V154H137L138 156H136L135 155L136 154V151L134 153L135 147L132 146L133 144H131ZM160 141H161V143H160L161 146H158V145H160V144H158V142H160ZM213 141H214V144L217 145L216 148L218 147L219 149L218 148L216 149L214 147L212 149V151L210 152L209 155L206 154V152H205V154H206V156L209 157V160H211V162H212V159H213L214 156H216L215 157V160L217 158L218 161H216V163H215V160L213 159V163H214L213 168L211 169V167H209V169H204V166L206 167V165L202 166L200 164V162L203 163L202 160L204 161V159L201 158V161L199 162L198 160L195 159V157H196V154L195 153H196V150H197V153L198 154H200L201 152H204V150H203L204 147L203 146H207V143L213 144ZM178 142H181L182 144H180V146H179L178 145ZM105 143H106V141H104V143H103L104 146L106 145ZM125 143L127 145L129 143L134 148V149L131 148L133 150V151H131V154L134 153L133 155H135V156H132V157L129 156L130 155V152H129L130 151V148L129 147H128L129 149L127 148L128 151H127V149H124V150H126L125 153L122 151V147L125 146L123 144H125ZM173 143L175 145H178L179 146V149H180L181 146L183 148L186 147L185 149H183V151L180 150L181 153L186 152V154H184V155H186L184 158H183V154H181L182 157H180L181 155L179 156V154H176L177 152L179 153V151H176V149L175 150H171V152L169 151V146L172 145L171 147H173V145H174ZM93 144L95 145V143H93ZM138 144H140L139 148H138ZM155 144H156V146H155ZM211 144L208 145V146L211 147ZM227 144H229L230 146H228ZM86 145L88 147L91 146V144L88 145L87 143H86ZM86 145H85V147H86ZM175 145H174L173 148H175ZM82 146L84 147V145H82ZM164 146L166 148V144ZM178 146H177V149H178ZM197 146H199V148L202 149L200 151V153L198 151L199 148L197 149ZM234 147L237 149V152H238L239 155L235 152L236 150H235ZM233 148H234V150H232ZM238 148H239V146H238ZM228 150H227V153L225 151L226 155L229 152ZM205 151H206V149H205ZM241 151L243 153H241ZM143 152H144V150H143ZM192 152H193V154H195L194 159H193V157H191L192 156ZM168 153H171V154L168 155ZM235 153L237 154V156L235 155ZM114 154H115V152H114ZM124 154H126V155L124 156ZM147 154L150 155V156H147ZM145 155H146V157L144 158ZM167 155L170 158L168 157L167 159H165V156H167ZM189 155H190V158L191 159L189 158ZM212 155H213V157H212ZM158 156L155 157V156L152 155V158L150 159V165H151V162L154 161ZM200 156H202V153H201ZM229 156L231 157V155H228V157ZM242 156H244V157H242ZM154 157H155V159H153ZM187 157L190 159V161H188L189 159ZM204 157H205V155H204ZM178 158H180L181 162L178 160ZM176 159H177V163L175 161ZM193 160H195L194 161L195 164H192V163L190 164V162L193 161ZM143 161H144V163H143ZM218 162H220L221 164L223 163V165L219 164ZM148 163H149V161H148ZM206 163H203V164H206ZM209 163H210V161H209ZM232 163H233V166H232ZM167 164L169 166V170H168V167L166 169ZM183 164H182V166H183ZM175 165H173L172 168H175ZM207 165H208V163H207ZM216 165H219V166L221 165L222 168L221 167L220 168H217ZM251 165H252L253 168L255 167V169H251ZM147 166L149 167V165H147ZM151 166H155V165L152 164ZM201 166H202V168H201ZM209 166H210V164H209ZM157 168H158V170H157ZM163 169H165V171ZM201 170H203V172ZM209 170H211V172ZM141 171H142L141 174H139L140 180L142 179V176L144 178L147 175V173L143 171V168L141 169ZM166 171H167V173H166ZM172 171H174V169H172ZM200 171H201V174L205 172L204 173L205 176L202 175L201 176V179L199 178V176L197 177V175H196V174L199 175L200 174ZM223 171L226 172V173L224 174ZM169 172H170V174H169ZM213 172H216V173L214 174ZM239 172H241V175H240ZM143 173L146 174V175H143ZM163 174H161V175H163ZM208 174H207V176H208ZM152 176H155V173ZM165 176L161 177L160 175H158V179H159V177H161L159 179L160 180V183H159L158 186L162 185V183H167L166 181L164 182V179H163V178H165ZM223 176H224V178H223ZM166 178H170V177L168 176ZM246 178H247V175H246ZM227 179L229 180V182L232 183L233 179L231 181V177H230V179L229 178H227ZM256 179H257V177H256ZM134 180H136L135 177H134ZM161 180H162V183H161ZM198 180H199V182H198ZM235 180L236 179H234L233 182H236ZM259 181L257 180L258 184H260ZM157 182H159V181H157ZM214 182H215V180L213 181V183ZM263 183H264V179H263ZM173 184H174V181H173ZM240 184H241V182H240ZM166 185L168 186V183L162 186L163 191H164V188H165ZM180 186H184V185L181 184ZM190 186L192 187L191 184H190ZM238 187H240V186H238ZM139 188H140V186H139ZM150 188L148 189V194L147 195L152 197L153 195L150 194V192H151ZM160 188H161V186H160ZM222 188H223V190H222ZM261 188H262V186H261ZM156 189H155V192H156ZM212 189H213V192H212ZM149 190H150V192H149ZM152 191L154 192V189H152ZM177 191L180 192V188H178ZM194 192H195V194H194ZM207 192L208 193L211 192V194H209L210 196L212 195V198L211 199L209 198L210 196H208V193ZM215 192L218 195H220V200H219V197L216 200L217 195L215 194ZM159 194H161V192ZM159 194L157 193V195L160 197ZM157 195H155V198L157 197ZM222 195L224 196V198L221 197ZM245 195H246V193H245ZM180 196L182 198H180ZM213 196L214 197L216 196V198H213ZM238 196H240V197H238ZM200 197H202V199L204 198V200H202ZM249 197H250V201H252V202H249ZM162 198H164V197L162 196ZM178 198H180V199H178ZM197 199L199 201V205H196V203L198 204ZM206 199L207 200L209 199L210 201L207 202ZM149 200H151V199H149ZM215 200H216V203H214ZM247 200H248V202H247ZM203 201L205 202V204L203 203ZM211 201H214V202H212L213 204H211ZM224 201H225V203H224ZM240 201H244V198H243V200H242V198H240ZM161 202H162V205H161ZM209 202H210V206H209ZM163 203H165L166 205L163 204ZM200 204L202 205V207L200 206ZM220 204L222 205V207L224 206L223 209H221V205ZM211 205H212V207H211ZM213 205L215 207H213ZM216 205H219V206H216ZM154 206L157 207L156 204H154ZM226 206H228L227 208L229 210H231V216H230V214H229V216L228 215L226 216L225 214H223L224 212L227 213L226 210H224ZM156 207H155V209H156ZM195 207H197V209ZM203 207H204V209H203ZM181 209L184 212L181 211ZM217 210H219V211L221 210L220 213H218ZM241 210H243V211H241ZM180 211H181V213H179ZM205 211L208 213L207 216L205 215L206 214ZM152 212H154V209H153ZM155 212H156V210H155ZM182 212H183V215L185 214L184 216L182 215ZM201 212H203L202 216H205V217H203V219L201 218V215H199V214H201ZM209 212H210L211 215L209 214ZM213 212H215V215L216 216L217 215L219 216L218 217V220H215V219H217L216 216H215V218L213 217L214 216L213 215ZM233 212L235 213L234 215H232ZM256 212H257V214L255 215ZM248 215H249V217H247ZM185 216L188 219H186ZM196 216H197L198 219L196 218ZM199 216H200V218H199ZM209 216H211V217L209 218ZM206 217H208V218H206ZM221 217H222L223 220L221 219L219 221V218H221ZM234 219H236V218H234ZM162 220H163V218H162ZM162 220H161V223H162ZM198 220L199 221L200 220H203V223L205 221V225L206 226H204V224H202V225L204 227H207L208 228V232H207V228H204L203 227L205 229L204 230L202 228L204 230V234H206L207 236L205 235V237H204L203 235H201V237L202 238L204 237V239L205 238H207V239L209 238L210 239L209 242L207 240H205V243H203V244L202 243H199L200 242L199 240L200 239L202 240V238L199 236V234H196V233H198L196 231V227H197L196 224H198V222H199ZM165 221H164V223H165ZM227 222H229V223H227ZM234 222H235V225H236V220H234ZM240 222H239V226H240ZM247 222L249 223L250 220L247 221ZM247 222H246V224H248ZM257 222H256V224H257ZM206 223H208V224H206ZM246 224L240 226L241 227V229H240L237 226L238 225V223H237L236 229H235L234 228V223H233V228H234L233 230H235L234 232L235 233H238V234H234L233 233V230H231V227H230V230H229V227H228V229L225 227L227 229V231L229 230L232 233L230 235V232L228 231L229 234L227 235V234H225L226 232H224L223 233V235L225 234L223 236L224 239H226L225 236H228V240L230 238L232 240V235H234L233 238H235V240L233 239L234 240L233 241V245H232V242L230 243V242H228V240H226L229 243V246L232 245V247H230V248H229V246L228 247L226 246L227 247V250L229 251V249L231 250V248L234 250L233 251V256H231V257L234 260H237L238 263H235V261H233V260H231L232 262L230 260H228L230 257L228 256V251L227 250L224 251V252H222V254H221V259H225L224 256L222 257V255H224L225 252L227 253V256L229 257L227 259L228 262H225L224 260H222L223 263L225 262V264H227V263L231 262V264L232 263H234V264H239V263L240 264H248V263H250L248 261H250V258H251L253 264H263L261 262V259H260V258H263V261H264V252H262L263 246L261 248H259V251H260V255L261 256L259 257L256 254V252L254 251L253 253L256 254V256H255V254L252 253V250H253V247H254V244H255L253 240H254L255 237H251L250 242L247 241L248 240L247 238H249L251 236L250 234H253L254 236H257L258 234L257 235L254 234L255 231L252 230V229H254L253 228L254 226L251 229L250 224H248V228H249L248 229V228H246L247 227ZM163 225L165 226V224H163ZM202 225H200V227L198 226L199 229L202 227ZM162 228H163V226L161 227V229ZM209 228H210V230H209ZM255 228H256V226H255ZM260 228L264 230V225L260 224ZM226 229H222V230L224 231ZM238 229H239V231H238ZM257 229H259V226H258ZM241 230H242V233L244 232V230L245 231L246 230L247 231H251L252 230V233L249 234V232H248V235H247V233L241 234ZM205 231L207 233H209L213 238L209 234H207ZM219 231H221V230H219ZM162 232H164V234H165L166 233V230H163ZM261 232L262 233L260 234V236H261L260 244L263 243V241L261 243L262 236H263V231H261ZM185 233L186 234L187 233H190V234L186 235ZM216 233H218V229L216 230ZM256 233H260V229L257 230ZM239 234L241 236H244V237L246 236L247 237V238H244L245 240L243 239L244 240V245L243 244H242L243 246L241 245V247L243 249H244V247H247V248H245L246 250L245 249L243 250L242 248H240V246H238L240 248L238 250V252L240 251L243 254V256H244V253H247L248 251L251 252V254L249 253V258L247 257L248 256V253H247V256L246 257H243V256L241 257L240 253H238L237 250H236V248H237V246H236V243H237L236 240L239 239V237H240V236L238 237ZM219 235H221V233H219ZM197 237H199L200 239L197 240L196 239ZM171 238H173V237H171ZM219 239H220L219 241L221 242L222 239L221 238H219ZM224 239H223V241H225ZM241 239L242 238H240L239 240H241ZM257 239L258 238H256V240ZM263 239H264V237H263ZM226 241H225V245L228 244V243H226ZM245 241L249 242V244L248 243L245 244ZM201 242H204V241H201ZM240 244H241V242H240ZM252 244H253V246H252ZM260 244H259V247L261 246ZM225 245L223 244V250L226 249V248L224 249V246ZM250 245L252 247H250ZM233 246H236V248L234 249ZM257 246L258 245H256L254 248L257 249V253H258ZM209 247H210V245H209ZM211 247H212V245H211ZM213 249H214L213 252L216 253V254H218L216 252L214 246H213ZM229 252H232V250L229 251ZM261 252H262V254H261ZM252 254L254 255V257L252 256ZM186 256H187V258H186ZM54 258L53 259H50L49 262H48V264H64V262L61 260L60 257H57V258L54 257ZM187 259L191 260L190 263H187ZM221 259L219 258L218 261L221 260ZM246 259H247V262H246ZM259 259H260V262H259ZM189 260H188V262H189ZM222 261H221V264H223ZM172 262H171V264H172ZM176 262H173V263L176 264ZM168 263H170V261H168ZM252 263H250V264H252ZM218 264H219V262H218Z\"/></svg>", "mask_w": 264, "mask_h": 264}]
</instances>
